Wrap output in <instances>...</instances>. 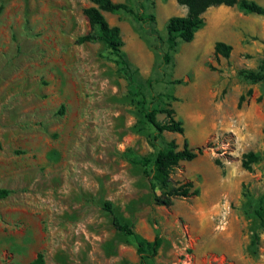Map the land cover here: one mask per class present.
<instances>
[{
  "label": "rangeland",
  "instance_id": "obj_1",
  "mask_svg": "<svg viewBox=\"0 0 264 264\" xmlns=\"http://www.w3.org/2000/svg\"><path fill=\"white\" fill-rule=\"evenodd\" d=\"M133 15L103 12L118 29L130 80L95 34L89 0H0V264H140L136 239L151 242L147 264H264V82L242 70L264 64V17L236 7H211L192 42L169 50L166 22L180 16L176 0H112ZM264 7V0H252ZM154 15L156 36L135 15ZM186 15V12L185 14ZM231 46L214 55V44ZM168 53L169 63L163 55ZM165 109L183 134L145 122L138 101ZM202 148L179 162L161 188L135 161L174 142ZM258 161L247 171L242 155ZM191 182V197L155 196ZM154 185V188H152Z\"/></svg>",
  "mask_w": 264,
  "mask_h": 264
},
{
  "label": "trees",
  "instance_id": "obj_2",
  "mask_svg": "<svg viewBox=\"0 0 264 264\" xmlns=\"http://www.w3.org/2000/svg\"><path fill=\"white\" fill-rule=\"evenodd\" d=\"M92 6L84 9V15L86 16L90 26L96 29L95 34H86L77 39L78 44L99 40L105 44L107 49L116 57L115 62L119 65L120 69L130 80L131 85L135 84L137 79L135 78V70L131 69L130 64L126 60L124 53L121 51L122 43L118 37V29L116 27H110L105 18L103 12L117 13L123 12L133 15L132 10L123 3H116L112 0H89ZM177 4L184 6L187 9L186 16H174L170 17L166 22L167 38L165 40L169 50H174L177 45V40L189 43L194 39L195 33L204 25V13L211 7L225 6L236 7L245 14H255L264 17V7L252 0H176ZM138 21L147 26V32L151 36L157 34L154 30V15L148 14L144 16L135 15ZM214 55H221L228 57L231 52V46L223 42H216L214 44ZM164 63H169L170 56L168 53L163 55ZM239 75L253 84L264 82V64L261 65L258 71L242 70ZM139 96H142L138 92ZM138 105L141 108L145 122L152 126L157 134L162 132L183 134V126L180 121L175 120L171 109H165L163 112L166 114L167 121L159 123L156 120V110L147 108L144 97L138 101ZM202 154V148L190 149L186 141L183 142L181 150H176L174 142L168 143L166 148L160 149L155 157H143L135 162L143 168V174L151 177L153 181L161 188H166L170 179V175L179 162H190ZM258 161V155L253 152H248L242 155L241 166L243 169L250 171L251 165ZM192 187L191 182L181 184L180 186L171 189L165 193L166 198H160L155 196L154 200L157 204L169 205V197L182 196L191 197L196 194L197 191L189 192V188ZM154 188V185H152ZM11 191L7 189H0V199L6 198ZM105 210L112 215V226L119 232H122L128 236H133L136 239V251L140 256V264H147L156 254L160 247V238L155 237L153 241L148 242L142 238L137 237L132 228L127 224L121 223L115 216H113L112 208L109 204H105ZM255 216L259 220V223L264 227V206L258 207L254 211ZM30 264H44L42 255H38L37 258Z\"/></svg>",
  "mask_w": 264,
  "mask_h": 264
},
{
  "label": "crops",
  "instance_id": "obj_3",
  "mask_svg": "<svg viewBox=\"0 0 264 264\" xmlns=\"http://www.w3.org/2000/svg\"><path fill=\"white\" fill-rule=\"evenodd\" d=\"M223 7H225V6H223ZM185 12H186V14H187V9H186V7L182 6V9H181V15H180V16H186V15H184ZM192 41H193V40H192ZM192 41H191V42H192Z\"/></svg>",
  "mask_w": 264,
  "mask_h": 264
}]
</instances>
